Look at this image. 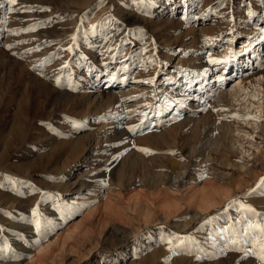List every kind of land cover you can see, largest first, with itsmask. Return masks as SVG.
I'll list each match as a JSON object with an SVG mask.
<instances>
[{
    "label": "rangeland",
    "instance_id": "obj_1",
    "mask_svg": "<svg viewBox=\"0 0 264 264\" xmlns=\"http://www.w3.org/2000/svg\"><path fill=\"white\" fill-rule=\"evenodd\" d=\"M86 1L0 0V264H30L57 236L36 264H264L246 255L259 253L255 226H264V184L254 179L206 219L182 206L169 222L159 220L163 197L179 202L172 179L204 164L191 154L204 129L218 134L215 122L255 120L215 105L213 89L228 90L236 77L233 69L219 72L225 55L234 57L242 42L250 52L264 37V0ZM194 36L212 50L210 77L203 81V70L184 101L171 96L177 106L166 109V99L143 106L142 96L182 53H200L188 47ZM97 91L100 103L91 100ZM116 103L125 116L116 117L114 136L103 135ZM75 145L96 153L88 165L78 166ZM212 178L205 172L185 183L202 189ZM102 183L103 193L89 197ZM145 210L153 213L148 219ZM202 226L203 238L189 240Z\"/></svg>",
    "mask_w": 264,
    "mask_h": 264
},
{
    "label": "bare ground",
    "instance_id": "obj_2",
    "mask_svg": "<svg viewBox=\"0 0 264 264\" xmlns=\"http://www.w3.org/2000/svg\"><path fill=\"white\" fill-rule=\"evenodd\" d=\"M128 5H131V4H128ZM194 37L193 39L190 40L188 44L189 45L188 47H190V50L191 49L196 50L195 48L197 47L202 48L200 47L202 46V44L198 42L199 38L198 37L194 38ZM256 41H257L256 42L257 44H251L250 52L246 48L247 44L242 42V46L239 48V51L234 57L225 55L224 66L219 69V72H221L222 76H225L227 72L229 71V69H233L234 72L236 73L235 74L236 77H234L233 84L230 86L228 90L225 88H220L219 86L213 89L214 90V100L213 101L215 102V105L219 106L221 104H225V106L227 107H231V106H233V108L238 107L242 113L252 112V115H254L255 120L254 121L245 120L244 121L245 127H238L235 125L233 126V124L229 123L230 121L227 122L228 120H226V122L224 121L221 122L222 120L219 122H215L213 126L218 129L219 131L218 134L213 133V131H211L210 129H204L202 138L199 139L200 141L198 140L199 145L192 146L191 148V154L192 155L197 154L198 156H200L202 160L204 161V164L201 168L199 167L200 169L198 168L194 172L192 171V173H190L187 176H186V172L182 171L181 173H179L172 179V183L170 187L180 188V192H179L180 194H179V197H177L179 202L174 203L173 201L172 202L167 201L163 197V199L160 200V210L162 211V215H160L159 217L160 221L169 222L173 214L175 213V211H177L176 209H172V208H175V207L181 208L182 206L186 207V210L188 212L194 211L195 216L198 220L206 219V217L209 216L211 211L215 210L216 208L221 207L233 195H237L238 190L243 189L246 185H248V183H250L251 180L254 179L257 185H259L262 182L264 178V70L262 69V61H263L262 54L264 52L263 35L259 34L256 38ZM211 51H212L211 49L207 50L206 48H202L200 49V53L198 54L189 55L186 53L184 54L182 53V55L179 58H177V61L175 64L176 69L166 72V76H164L161 79L159 85L155 86L153 90L150 91L151 95L144 96V97L142 96L140 103H142L143 106L145 105L155 106V104H159V103L162 104V100L166 99L167 103H170L166 109H169L176 105V104H172L175 99H172L171 96H178L179 98H181L182 101L189 98L190 94H192V92L190 91L191 83H193L195 80H197L198 77L202 75L203 70H205L206 75L203 73L205 76L203 77L202 75L203 77L202 80L207 81V78L210 77L209 74L213 69L211 68L209 59L206 57L207 55H211L212 53ZM223 52L225 53L226 50H223ZM254 62H256L257 64L256 66L253 65L252 68H247V69L245 68L249 65H252ZM108 87L109 85L106 88ZM147 94H149V92H147ZM93 96H94L93 97L94 99L91 98V100L92 101L94 100V102L96 101L98 102L100 101L102 95L101 93H98L97 91V94ZM88 97H90V95H88ZM113 98L114 97H112V99ZM116 98H114V100ZM118 115L120 116V118L122 116H125L123 103H116V106L114 107V109L111 112H109V115L107 117L109 119V120L107 119L109 121L108 125L107 126L104 125L106 126L105 131L103 130V128H101L102 132L103 131L105 132V134L103 135L107 134L108 136H112V135L114 136V134L117 132V129L119 128V125H120V119L118 120L116 119ZM100 135L101 134H99L98 136ZM100 137H98V140ZM107 140L105 139L104 141H107ZM98 142L99 141H97V144ZM85 146L75 145L74 146L75 148H73L74 151H77V152L80 151L81 156L83 157L80 160L81 162L78 163L79 167L88 165L89 160L91 158H94L93 155H96L94 150H92V153H91L90 151L91 148L89 149V148H86ZM212 152H215L216 156H214ZM233 156H236V158L235 157L233 158ZM212 160H217V163L221 167L223 166L224 168H221V167L219 168L217 166L212 165L211 164ZM226 168H230V171H228V169ZM259 170H262V174H259ZM189 172H191V170ZM205 172L213 176V178L208 182L205 188H202V189L197 188L196 185L189 186L188 183L190 182L185 183V181L187 180L185 179L186 177L196 182L199 179V177H201L203 173ZM83 175L88 176L89 173L84 171ZM91 175H92V171H91ZM217 179H219L220 181L218 182ZM83 182H81V184ZM104 186L105 185L103 183L99 185L95 184L89 194V197H91L92 199L98 198L99 195L102 194L103 191L105 190ZM243 192L246 195V193L251 192V191L250 190L248 191L247 189V190H244ZM160 196H161V193L158 192V194H156L155 199H159ZM137 198H138V195L133 196L132 202H131L132 204L130 203L131 206L138 204ZM141 214L144 219H148L153 213L145 210V211H142ZM190 225L191 223L188 222V223L178 224V227L181 230H185L188 227H190ZM214 228L220 229V227L216 225ZM76 229H77V226L74 228L73 232ZM203 229L204 228L202 226L200 227V229L196 230V232L193 231L195 232L194 234H191L190 236H187V237L191 241L194 239L193 237L203 238L202 236L204 234ZM220 232L222 233L223 230L219 231V233ZM69 235H70V231L64 234L63 239L65 240ZM58 239L59 238L57 236L56 239H54V241L52 242H56ZM51 243H48L46 244V246L37 250L36 251L37 258L36 260H32L30 264H36L41 254L44 252L45 249L48 248L49 244Z\"/></svg>",
    "mask_w": 264,
    "mask_h": 264
},
{
    "label": "snow or ice",
    "instance_id": "obj_3",
    "mask_svg": "<svg viewBox=\"0 0 264 264\" xmlns=\"http://www.w3.org/2000/svg\"><path fill=\"white\" fill-rule=\"evenodd\" d=\"M10 3L15 5L17 3V0H10ZM59 83V82H57ZM262 184H264V181L261 182ZM241 207H246V210L248 212H251L255 215H258L256 212H255V209L251 208V207H248V206H244V205H241ZM37 228L40 227L39 223H37ZM250 227H252L250 225ZM258 231H259V238L257 239L256 237H253V246L255 247L256 245L259 246V253L253 251L251 253H246V255H253V256H256L261 262H264V226H260V225H256L255 226ZM170 243V242H169Z\"/></svg>",
    "mask_w": 264,
    "mask_h": 264
}]
</instances>
